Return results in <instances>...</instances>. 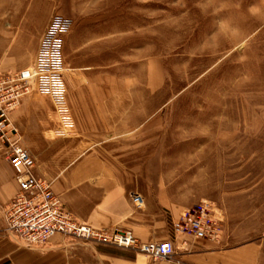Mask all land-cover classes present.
Masks as SVG:
<instances>
[{
    "label": "rangeland",
    "instance_id": "374dc122",
    "mask_svg": "<svg viewBox=\"0 0 264 264\" xmlns=\"http://www.w3.org/2000/svg\"><path fill=\"white\" fill-rule=\"evenodd\" d=\"M45 33L27 94L52 100L57 137L77 128L66 83L77 92L99 80L123 108L137 97L139 128L156 119L164 129L139 147L164 162L177 202L228 204L244 233L261 235L264 0H0V72L31 66Z\"/></svg>",
    "mask_w": 264,
    "mask_h": 264
},
{
    "label": "crops",
    "instance_id": "0c3cea01",
    "mask_svg": "<svg viewBox=\"0 0 264 264\" xmlns=\"http://www.w3.org/2000/svg\"><path fill=\"white\" fill-rule=\"evenodd\" d=\"M28 64L26 60L19 67ZM81 84L91 85L77 92L65 85V100L77 123L73 136L57 137L52 100L38 93L24 95L9 114L21 144L37 161L38 176L52 183L79 221L96 229L129 231L142 242L170 241L176 252L152 259L136 249L64 235L26 244L8 230L7 209L18 185L0 139L4 151L0 159V264H264V228L261 235L248 236L234 221L228 204L218 206L223 229L220 241L176 231L173 222L191 206L178 203L171 193L162 170L164 162L153 159L154 150L139 147L159 142L164 129L152 127L156 119L139 128L137 97H125L128 106L123 108V97L107 95L99 80L85 79ZM136 193L144 198L142 207L133 202Z\"/></svg>",
    "mask_w": 264,
    "mask_h": 264
},
{
    "label": "built area",
    "instance_id": "2783aa9c",
    "mask_svg": "<svg viewBox=\"0 0 264 264\" xmlns=\"http://www.w3.org/2000/svg\"><path fill=\"white\" fill-rule=\"evenodd\" d=\"M57 20L59 18L55 17L52 23ZM47 30L50 36L52 26ZM46 37L47 33L31 66L0 72V139L6 147L7 158L18 185L6 214L9 232L30 245L64 235L86 242L136 249L152 259L173 256L176 252L173 242H142L129 231L101 230L79 221L64 206L60 195L54 192L52 183L38 176L37 161L21 144V137L9 114L16 109L21 98L36 87L41 74ZM132 199L137 207L144 204V198L139 193L133 194ZM174 229L197 239L218 240L222 233L220 210L211 201L198 202L183 210L179 220L174 223Z\"/></svg>",
    "mask_w": 264,
    "mask_h": 264
}]
</instances>
